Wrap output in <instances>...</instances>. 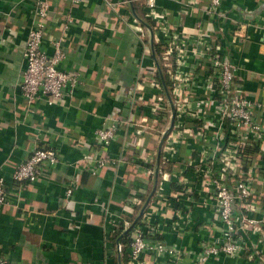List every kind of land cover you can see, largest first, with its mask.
<instances>
[{
	"label": "crops",
	"instance_id": "crops-1",
	"mask_svg": "<svg viewBox=\"0 0 264 264\" xmlns=\"http://www.w3.org/2000/svg\"><path fill=\"white\" fill-rule=\"evenodd\" d=\"M158 1L172 12V21L182 22L188 30L206 23L199 9L178 15L183 0ZM133 2L85 0L76 5L71 0H51L42 47L52 55L54 40L65 36L62 46L67 56L59 67L79 72L82 82L65 99L51 103L49 96L40 94L29 103L21 83L25 69L23 51L34 3L0 0V177L9 186L8 203L0 208V254L10 264H126L122 252L117 250L119 238L114 237V230L123 219L134 215L125 210L127 198L135 190L147 198L157 178L136 164V152L141 146H131L137 139L131 125L141 126L139 120L147 117L149 110L142 103L132 109L128 99L136 87L137 74L152 63L150 55L143 57L144 45L155 44L151 28L143 39L134 29L132 18L138 15ZM200 2L205 4L206 0ZM142 6L145 11L143 0ZM220 13L217 25L223 28L225 51L240 68L237 80L245 94L260 104L256 116L264 124V0H224ZM236 32L242 35L234 37ZM199 70L203 72L204 68ZM145 88L146 94L152 92L148 84ZM117 110L123 121L119 122L116 137L109 148L97 146L96 130L109 126L112 120L106 118ZM168 121L165 125L160 122L159 131L148 127L143 130L139 139L144 138L142 148L158 150V133ZM42 146L58 149L60 162L38 182H16L14 167ZM104 151L113 157L110 156L111 165L96 174L83 170L87 159H98ZM188 152L182 147L179 157ZM261 162L264 165L263 157ZM165 168L172 169L171 164ZM257 172L263 180L256 188L257 195L264 197V168ZM74 177V197L69 203L65 198L66 185ZM187 177L191 182L194 179L193 173ZM175 182H163L167 195L177 190ZM152 209V220L164 214L174 216L171 206ZM194 210L195 221L210 217L208 208L195 205ZM260 210L264 214V202ZM199 224L191 234L183 236L168 228L162 237L166 243L197 250ZM250 244H256L254 233ZM128 259L130 264V253ZM225 260L231 261L228 257ZM146 261L145 264H173L164 259L158 262L149 254ZM177 264H192L191 257Z\"/></svg>",
	"mask_w": 264,
	"mask_h": 264
},
{
	"label": "built area",
	"instance_id": "built-area-1",
	"mask_svg": "<svg viewBox=\"0 0 264 264\" xmlns=\"http://www.w3.org/2000/svg\"><path fill=\"white\" fill-rule=\"evenodd\" d=\"M71 1L79 5L85 0ZM127 1L123 0V3ZM32 2L34 14L23 51L25 69L21 89L29 103L37 100L40 94L49 96V101L53 103L72 96L82 81L79 72L59 67L67 56L62 46L65 36L54 40L55 51L52 55H48L42 47L51 0ZM223 2L206 0L202 4L200 0H183L178 15L199 9L206 18L205 25L193 26L192 31L182 22L172 21V12L161 6L158 0H143L145 16L154 23V28L151 27L154 43L163 46V60L162 64L158 63L151 55V45L147 43L143 57H147L144 54L150 55L152 63L142 69L146 67L143 70L145 73L155 72V75L157 71L164 70L169 76L173 89L169 91L167 88L174 103L175 120L172 129H169L173 110L163 82L154 76L141 77V73L137 74L136 87L131 90L128 102L132 109L142 103L149 111L147 117H141L145 119L140 118L141 126L136 123L131 125L137 136L131 146L139 144L146 127L159 131V124L165 125L169 121L167 127H162L158 133L160 140L166 132L167 136L162 145L159 180L152 195L154 201L150 203V200L136 221L131 222L128 217L122 220L125 228L131 231L130 264H145L148 254L158 262L164 259V262L166 260L173 264L187 257H191L192 264H264V214L259 211L260 205L251 202L257 195V186L263 183L262 176L254 175L255 171L262 170L264 165L258 160L245 169L241 157L244 147L264 144V124L256 116L260 104L245 94L237 80L240 68L225 51L221 36L223 28L217 25ZM132 20L134 29L143 39L149 27L136 16ZM72 21L70 19L69 23ZM235 34L234 37L242 35L240 32ZM200 67L204 68L203 72L199 70ZM147 84L152 88L148 94L145 88ZM106 119L112 120V123L96 130L95 143L109 148L123 118L117 110ZM127 123H130V117ZM184 146L189 152L179 157ZM136 154V164L151 176L157 175L158 150L146 146ZM110 156L104 151L98 159L90 157L82 164L83 170L96 174L98 170L111 165ZM60 160V152L54 147L35 148L14 167L13 178L16 182L33 184L44 179L47 171ZM169 163L172 169L162 167V164L166 166ZM189 173H193L192 182L195 185L187 177ZM171 179H175L177 190L167 195L163 182ZM75 184L74 177L73 182L69 181L66 185L65 198L69 203L73 202ZM8 194L9 186L4 177H0V208L8 203ZM181 198L183 200L178 202ZM143 200L144 194L135 190L127 198L125 210L133 214L135 207L143 204ZM178 203L181 208L177 207ZM195 205L208 208L207 216L210 217L193 220ZM153 206L154 210L171 206L176 212H173L174 216L164 214L152 220ZM199 222L197 250L166 243L162 237L169 232L168 228L183 236L191 234ZM252 233L256 235L253 247L250 244ZM117 250L119 253L123 251L121 240L117 241ZM226 257L231 261H226ZM0 264H10L9 259L0 254Z\"/></svg>",
	"mask_w": 264,
	"mask_h": 264
},
{
	"label": "trees",
	"instance_id": "trees-1",
	"mask_svg": "<svg viewBox=\"0 0 264 264\" xmlns=\"http://www.w3.org/2000/svg\"><path fill=\"white\" fill-rule=\"evenodd\" d=\"M133 1H134L133 3H134V8H135V14H137L141 19H143V21L145 23H147L152 28H154V23L150 19L146 18V16H145V12H144L143 6H142V0H133ZM112 24L115 25L114 22H112ZM153 55H154V58L158 61V63L162 64L163 46L158 42H155V44H154ZM149 75L151 77L154 76V77L158 78L159 80H161V82H163V80H164L166 86L169 88V91H172V89H173L172 82L170 81L169 76L167 74H165L164 70H163V72H162V70H161V72L157 71L156 75H155V72H152V74H150V73H145L143 70L141 71V77L149 76ZM148 134H149V132L146 133V137L148 136ZM143 140H144V138H142V140H140L138 142L139 145L141 146L139 148V151H141L142 146H144ZM242 151L243 152H242L241 157H242V162H244V164H245V166H244L245 169L247 167H250V165L253 162L258 161V160L261 161L262 157H263V161H264V144L263 145L255 144L254 146H246L242 149ZM162 167H165V164L164 165L162 164ZM171 168H172V165H171ZM257 170L255 171L254 175H256L258 173ZM146 199L147 198H144L143 204H145ZM251 202L254 205H262V202H264V197H262L261 195H256L255 197L252 198ZM143 204L135 207L134 213H133L134 215L131 216L130 218L128 217V220H130L131 222H134L137 220L138 214H139L141 208L143 207ZM130 233H131V231L129 229L125 228L124 222H121V224L118 227H116L114 230V237L116 239L119 238L118 240H121V242L123 243L122 254H123L124 260H126L125 261L126 264H128L127 262L129 260L128 258H129V253H130V250H129Z\"/></svg>",
	"mask_w": 264,
	"mask_h": 264
},
{
	"label": "water",
	"instance_id": "water-1",
	"mask_svg": "<svg viewBox=\"0 0 264 264\" xmlns=\"http://www.w3.org/2000/svg\"><path fill=\"white\" fill-rule=\"evenodd\" d=\"M137 18H138V19H139V20H140L145 26L148 25L147 23H145V22L143 21V19L139 18L138 16H137ZM147 27L151 28L149 25H148ZM153 41H154V34H153V32H152V44H153ZM152 48H154V46H153ZM163 83H164L163 85H164V88H165L166 94H167L168 98H169L170 101H171V107H172V110H173V119H172L171 126H170V128H169V129H172L173 124H174V120H175V107H174V103H173V101H172V99H171V97H170V95H169L168 88H167V86H166L164 80H163ZM166 136H167V132H166V133L163 135V137L161 138V140H160V144H159V147H158V158H157L158 166H157V178H156L155 184H154V186H153L152 191H151L150 194L148 195V197H147V199H146V202H145V204H144L143 207H142V210L139 212L137 219L142 215L143 210L147 207L148 203L150 202V200H151V198H152V195L154 194V192H155V190H156V188H157V184H158V167H159V163H160V159H161L162 145H163V142H164Z\"/></svg>",
	"mask_w": 264,
	"mask_h": 264
}]
</instances>
